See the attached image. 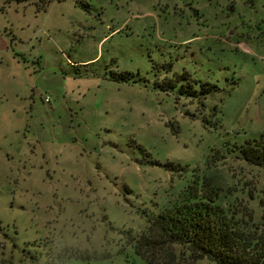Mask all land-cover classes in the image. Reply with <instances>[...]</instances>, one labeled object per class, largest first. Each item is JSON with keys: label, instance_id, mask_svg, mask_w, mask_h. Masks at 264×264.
<instances>
[{"label": "rangeland", "instance_id": "obj_1", "mask_svg": "<svg viewBox=\"0 0 264 264\" xmlns=\"http://www.w3.org/2000/svg\"><path fill=\"white\" fill-rule=\"evenodd\" d=\"M37 4L0 0V264H150L136 239L203 176L263 221L237 144L264 133V0Z\"/></svg>", "mask_w": 264, "mask_h": 264}, {"label": "trees", "instance_id": "obj_2", "mask_svg": "<svg viewBox=\"0 0 264 264\" xmlns=\"http://www.w3.org/2000/svg\"><path fill=\"white\" fill-rule=\"evenodd\" d=\"M49 1L39 0L37 9H45ZM125 78L121 73L116 80ZM237 146L242 159L264 167V133ZM219 198L220 188L210 177L193 180L180 202L148 220L136 239V252L150 264H180L182 259L171 249L177 245L192 263L206 259L214 264H264V215L258 223L251 214L243 220L238 211L225 210ZM260 202L264 213V198Z\"/></svg>", "mask_w": 264, "mask_h": 264}, {"label": "built area", "instance_id": "obj_3", "mask_svg": "<svg viewBox=\"0 0 264 264\" xmlns=\"http://www.w3.org/2000/svg\"><path fill=\"white\" fill-rule=\"evenodd\" d=\"M44 101H49L48 96H46V97L44 98Z\"/></svg>", "mask_w": 264, "mask_h": 264}]
</instances>
